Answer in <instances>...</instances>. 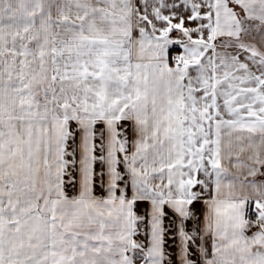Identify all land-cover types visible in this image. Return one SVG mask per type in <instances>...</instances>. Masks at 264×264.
I'll use <instances>...</instances> for the list:
<instances>
[{
  "label": "snow or ice",
  "instance_id": "obj_1",
  "mask_svg": "<svg viewBox=\"0 0 264 264\" xmlns=\"http://www.w3.org/2000/svg\"><path fill=\"white\" fill-rule=\"evenodd\" d=\"M0 264H264V0H0Z\"/></svg>",
  "mask_w": 264,
  "mask_h": 264
}]
</instances>
